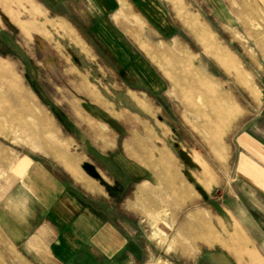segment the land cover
I'll use <instances>...</instances> for the list:
<instances>
[{"label": "crops", "instance_id": "0c3cea01", "mask_svg": "<svg viewBox=\"0 0 264 264\" xmlns=\"http://www.w3.org/2000/svg\"><path fill=\"white\" fill-rule=\"evenodd\" d=\"M261 1L257 0L263 20L254 18L257 26L247 30L253 46L248 57L253 64L251 72L257 80L260 104L253 113H247L232 134L230 150L232 180L238 178L251 190L264 220V0ZM183 4L184 0H0V24L11 23L20 29L18 22L46 26L52 23L77 71L65 86L69 93L64 101L72 103L68 111L53 108L59 152L54 155L33 149L24 157V168L19 166L18 170L22 171L19 186L31 211L29 225L17 229L15 236L21 240L24 237L27 248L43 247L49 252L45 259L36 257L32 262L114 264L122 257L123 261H136V247L141 248L144 237L143 208L158 214L160 201L165 200L168 206L162 212L182 214L192 205L196 190L207 197L201 187V166L193 159L197 154L207 165L199 153L167 138L166 146L183 164L169 162L160 174L152 169L158 164H144L129 155L125 144L119 143L120 132L111 125L114 119L126 131L132 128L125 112L133 109L139 113V108L148 107L150 99L144 87L153 94L163 89V81L145 51V45L155 38L164 42L180 39V29H187L204 46L215 50L226 69L228 54L239 60L219 45L211 31L192 17ZM19 7L23 11L16 16ZM56 24L63 30L55 28ZM20 34L28 37L21 31ZM2 63L4 59L0 58V69L5 66ZM109 72L116 76L108 78ZM18 75L29 98L46 116L51 104L44 93L31 85L26 74ZM218 96L223 101L221 91ZM55 101L61 107L60 101ZM120 112L126 120L116 117ZM195 171L198 178L192 174ZM236 207L239 215L254 213L243 203L237 202ZM221 208L229 211L224 202ZM236 219L244 226L241 219ZM129 247H134V255ZM81 248L86 249L88 259H78ZM249 257L253 262L262 261L255 254Z\"/></svg>", "mask_w": 264, "mask_h": 264}, {"label": "rangeland", "instance_id": "374dc122", "mask_svg": "<svg viewBox=\"0 0 264 264\" xmlns=\"http://www.w3.org/2000/svg\"><path fill=\"white\" fill-rule=\"evenodd\" d=\"M183 7L211 31L219 45L239 58L259 91L251 72L253 64L248 50L252 51L253 46L247 36L248 27L257 26L254 18L263 20L257 0H184ZM21 11L22 7L17 8L16 16ZM174 22L177 27V16ZM17 24L20 29L11 23L0 24V58L5 65L0 69V264H50L32 262L36 257L45 259L49 255L47 248H27L24 237L21 240L15 236L17 229L29 225L31 211L29 200L19 186L22 171L18 173V170L19 166L24 168V157L33 149L54 155L59 152L53 108L68 111L72 103L64 101L69 93L65 86L77 71L54 33L52 23L48 26ZM28 26L33 30L31 33ZM54 27L63 30L60 24ZM20 31L28 37L22 36ZM180 33V39L164 42L155 38L145 45L148 60L163 81V89L153 94L144 87L150 100L148 107L140 100L145 107L138 109L140 114L133 109L123 110L132 128L126 131L114 119L111 125L120 132L119 143L125 144L127 153L144 164H158L152 169L160 174L169 162L183 164L166 146L167 138L171 143L178 141L180 147L199 153L208 165H200L202 183L206 187L200 186L207 197L200 196L196 190L191 197L192 205L182 214L162 212L168 206L165 200L160 201L158 214L143 208L144 237L141 248L136 247L137 260L123 261L122 257L114 264H157L158 261L159 264H264L263 215L258 200L246 184L238 178L232 180L230 150L232 134L247 113L257 109L260 93L255 95L242 85L218 59L215 50L204 46L193 31L180 29ZM18 73L26 74L31 85L48 99L51 111H47L46 116L23 89ZM115 76L109 72L108 78ZM220 91L232 102L222 101L218 96ZM55 99L60 101L61 107ZM221 108L233 113L228 120L224 112V122L217 126L214 116L218 111L221 114ZM122 114L116 117L126 120V115ZM214 137L219 139V145L214 143ZM216 146L221 149L219 152ZM192 174L195 178L198 176L196 171ZM196 185L199 186L198 181ZM222 202L228 205V212L222 210ZM237 202L246 208L248 205L254 213L239 215ZM236 216L244 226L238 223ZM80 251L78 259L89 258L86 249ZM129 251L134 255V247H129ZM252 254L262 261L253 262L249 257ZM8 258L10 261H5Z\"/></svg>", "mask_w": 264, "mask_h": 264}, {"label": "bare ground", "instance_id": "6f19581e", "mask_svg": "<svg viewBox=\"0 0 264 264\" xmlns=\"http://www.w3.org/2000/svg\"><path fill=\"white\" fill-rule=\"evenodd\" d=\"M228 54V53H227ZM228 57L227 58V62H228V65L226 66L227 67V70L232 73L237 79L238 81L244 85L246 88H248L253 94L255 95H258V89L256 87V85L254 84V82L252 81L251 77H250V74L248 73V71H246L244 69V67L242 66L240 60H236L232 55L228 54ZM252 76V75H251ZM230 100V99H229ZM223 101H228V97L224 96L223 95ZM231 101V100H230ZM228 101V104L229 102ZM232 102V101H231ZM226 106H227V103H226ZM222 109V108H221ZM212 112V111H211ZM225 112V118L230 120L231 117H232V110H228L227 108H223L222 109V112L221 114L218 112H216L215 116H214V120L217 124V126H219L221 124V122L223 121V113ZM212 118V117H211ZM213 119V118H212ZM228 120L226 122H228ZM224 122V121H223ZM214 143L219 145V139H217V137H214ZM218 146H216L215 150L218 152L219 150L217 149ZM193 159L194 161H196L199 165H203V166H207L206 163L199 158V156L195 155L193 156Z\"/></svg>", "mask_w": 264, "mask_h": 264}]
</instances>
